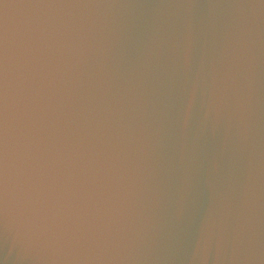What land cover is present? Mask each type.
Wrapping results in <instances>:
<instances>
[{"label": "water", "instance_id": "obj_1", "mask_svg": "<svg viewBox=\"0 0 264 264\" xmlns=\"http://www.w3.org/2000/svg\"><path fill=\"white\" fill-rule=\"evenodd\" d=\"M0 264H264V0H0Z\"/></svg>", "mask_w": 264, "mask_h": 264}]
</instances>
